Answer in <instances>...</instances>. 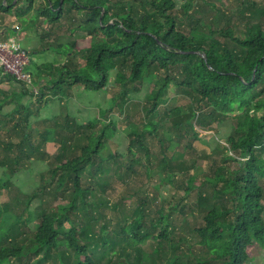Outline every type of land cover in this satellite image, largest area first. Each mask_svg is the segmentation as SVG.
Returning <instances> with one entry per match:
<instances>
[{
    "label": "trees",
    "instance_id": "trees-1",
    "mask_svg": "<svg viewBox=\"0 0 264 264\" xmlns=\"http://www.w3.org/2000/svg\"><path fill=\"white\" fill-rule=\"evenodd\" d=\"M35 1L0 0V14L13 15L20 30L39 36L40 43L60 28L65 13L82 15L77 29L83 38L52 49L63 58H69L71 51L82 53L84 64L58 67L57 76L52 64L44 66L51 70L48 75H32L36 92L18 82L21 90L1 100L0 109L8 98L15 104L12 111L19 120L14 135L19 140L7 144V151L18 152L14 158L0 159V192L12 189L13 177L40 152L33 143L32 98H45V89L70 97L66 90L75 85L92 93L104 91L111 71H116L114 84L119 91L85 130L67 114L55 118L54 125L41 134L44 144L58 143L60 151L54 160L46 151L38 153L49 168L32 193L17 187L22 195L14 196V202L0 200V264L251 263L253 247L264 248V20L253 21L255 12L264 17V0L262 6L255 0L240 2L239 21L224 13L215 0H188L180 10L175 0H40L34 8ZM197 12L202 15L199 19L194 17ZM40 19L49 26L43 34L36 28ZM146 82L152 85L145 96L150 107L143 110L140 130L133 123L124 130L130 162H118L122 156L107 146L116 123L106 115L115 105H123L118 103H126L124 98L133 91L129 85ZM170 89L190 101L174 107L169 119L174 127L187 128L195 139L197 125L207 131L213 124L231 123L222 164L200 180L199 163L208 158L206 154L190 163L177 144L162 147L172 152L170 156L160 153L164 167L158 168L165 175L158 173L153 184L158 196L155 207L148 208L147 196L121 214L119 205L111 204L114 218L123 217L114 222L101 211V185L112 167L124 184L137 174L132 149L148 156L142 139L146 133L157 136L154 116ZM158 142L163 146L164 139ZM89 167L94 185L84 180ZM177 174L186 177L177 186L184 197L175 199L177 192L170 191L162 196V187L174 185ZM205 184L213 191L210 196L199 194L198 210L203 215L193 223L196 214L181 201ZM35 201L40 204L33 209ZM174 216L186 222L187 233L175 232Z\"/></svg>",
    "mask_w": 264,
    "mask_h": 264
},
{
    "label": "rangeland",
    "instance_id": "rangeland-1",
    "mask_svg": "<svg viewBox=\"0 0 264 264\" xmlns=\"http://www.w3.org/2000/svg\"><path fill=\"white\" fill-rule=\"evenodd\" d=\"M121 1H135V0H121ZM137 1V0H136ZM140 1V0H138ZM177 3L178 10L188 1V0H175ZM244 0H215L217 6L222 9L224 13L230 14L233 16L234 21L242 20L241 12L243 9L239 6L240 2ZM41 1L36 0L34 4V8L40 5ZM255 3L259 6L263 5V0H255ZM25 4V3H24ZM23 5V4H22ZM21 4L19 6H22ZM261 8V7H259ZM232 13V14H231ZM30 14H27V19L30 17ZM256 17L253 19L254 22H259L264 20V17L255 12ZM261 15V16H260ZM182 22H185V19L179 15ZM196 19L202 17L199 12L194 14ZM263 17V18H262ZM83 18L82 15H77L75 11L70 12L68 15H65L60 20V28L56 31L52 32L48 37L44 39L43 42L40 43V37L36 36L35 39L25 38V40L21 39L20 32H12L6 30L4 27L5 24H13L12 26L18 27L17 23H19L13 15H1L0 14V33L3 34L4 37L13 38L16 40H22L23 46L28 51V55L35 61L36 56H34V50L32 47H36V50L42 51V59H39V65L37 68L40 72L46 76L51 70L44 68V66H48L52 64L54 70L53 73L57 76L56 69L63 65H68L69 69H72L77 66H82L84 64V54H77L75 51H71L68 55L69 58H63L60 55H57L53 49L56 50L57 44L61 43H69L74 40H81L84 36V33L77 29L79 25L80 19ZM8 25V26H9ZM36 28L39 33L43 34V30L49 29L48 25H45V21L40 19L36 22ZM19 29V28H18ZM72 29V31H70ZM4 32H2V31ZM35 36L32 32H26L24 36ZM39 44L37 45V43ZM50 47V48H49ZM24 48V49H25ZM53 48V49H52ZM46 52V53H43ZM35 63V62H34ZM116 71H111L110 80L108 86L104 91L92 93L91 91H84L81 88L72 86L71 88H67L66 92L69 93L70 97L59 96L57 94L53 95L52 91L49 89H45V98L35 101L32 98L30 108L33 112L31 117L32 131H33V143L35 146H40V152H36L32 157V162H26L22 166L21 171L13 177L15 182V186L12 187L9 191H1L0 192V200L10 202L15 201V197L17 198L22 195L21 191L17 188L19 187L22 191L27 193H32L36 187L42 181V175L46 174V171L49 168V164L45 161H41L39 158L41 152H48L52 159L56 157L60 151V146L55 142H47L44 144L42 140L41 134L44 133L45 129L49 125H54L56 121L55 118L63 117L65 115H69L76 121L77 124L84 125L82 130L87 128V124L98 116V112L100 109L107 110L109 107V102L113 95L117 94L119 91L118 85L114 84ZM127 75V73H126ZM34 78V76H33ZM47 79V78H45ZM151 86L149 83L145 84H134L129 85L128 90H133L129 92V97L126 99V103H118L123 104L121 107L119 105H115L114 108L108 112L106 116L111 117L115 120V135L112 139L107 142L108 149L115 154H120L122 158L116 159L118 162H130V155L128 152V138L125 136V129L129 123H133L137 126V130L142 128V122L144 118V109L150 107V103L145 101V96L151 91ZM32 90L34 92L37 91V87L33 85ZM6 89V88H5ZM5 93H1L0 90V102L4 98ZM28 97H25L24 101H26ZM165 99L166 103L162 104L158 109L157 115H155V124L157 127V136L154 134L146 133L142 139V143L147 147V154H144L143 150H135L133 147V151L135 152L134 162L136 165L134 166V170H136V175H133L127 181V184L121 182V176L117 173L113 167L108 173V176L101 185L100 195V203H101V211H103L106 215L110 217V220H121V218L115 219V214L110 210L111 204L119 205V213L128 211V207L130 209L136 208L138 202L141 201L144 196L148 197V208L155 207L158 196L156 195V191L154 190L153 184L158 182V173H162L164 176L165 173L160 170L159 165L163 166V163L160 162V153H162L164 148H167L169 144H177L178 149L181 152H184L185 158L192 161L195 159H199V157H203L204 154L208 156L207 159L202 160L200 162V172L202 174L198 175L200 180H204V174L210 175L212 171L219 165L222 164L221 159L225 155V149L228 146L226 143L227 138L230 136L231 127L230 122H224L220 124H213L208 128L207 131H203L196 123V120L193 121L196 126V131L199 133L198 139L194 138V134L189 133L188 129L185 127H174L173 123L169 119V112L176 106L186 105L189 103V99H182V96L176 91L169 90ZM15 107V104L10 102L8 98L4 103V107L0 109V159L4 158L5 155H11L14 158V155L18 152L14 149L11 152L7 151V144L10 142H17L19 137L14 135V125L19 120V115L17 112L12 111ZM12 111V112H11ZM100 126L97 125L96 128ZM14 135V136H13ZM12 136V137H11ZM158 138L164 139L163 146L159 144ZM162 147H164L162 149ZM166 153V156H170L172 150L163 151ZM200 158V159H201ZM51 159V161H52ZM22 161H29L28 159H23ZM107 168V165H106ZM115 168V167H114ZM149 170H148V169ZM93 168L89 167L85 172L84 180L85 183L90 181L95 184L93 180L92 171ZM192 172V171H191ZM193 173V172H192ZM1 174V170H0ZM186 177L183 175L177 174L174 179V185H166L163 188L162 196H165L170 193L174 195L177 192V186L185 181ZM261 185L264 188V181L261 182ZM213 189L209 184H205L200 187L198 190L192 192L187 195L182 204H187L193 212L196 214L197 222H193L191 219V224L198 223L201 220L203 214H200L198 200L200 198L199 194H203L206 196H210ZM19 195V196H18ZM155 197L154 200L151 198ZM180 197H184L183 191L177 192L175 195V199ZM173 201V200H172ZM264 203V199L262 200ZM39 201H35L31 204L33 209H36L39 205ZM126 208V209H125ZM125 209V210H123ZM123 210V211H122ZM264 216V212H263ZM173 225L176 226V233H187V224L182 219L181 216H174ZM98 223L101 225L102 220H98ZM97 222L95 223L98 224ZM189 232V230H188ZM254 260L249 264H264V248H259L257 245L253 247L251 252Z\"/></svg>",
    "mask_w": 264,
    "mask_h": 264
},
{
    "label": "built area",
    "instance_id": "built-area-1",
    "mask_svg": "<svg viewBox=\"0 0 264 264\" xmlns=\"http://www.w3.org/2000/svg\"><path fill=\"white\" fill-rule=\"evenodd\" d=\"M28 52L13 38L4 37L0 33V71L16 82L24 83L32 90L33 76L27 70ZM33 91V90H32Z\"/></svg>",
    "mask_w": 264,
    "mask_h": 264
},
{
    "label": "crops",
    "instance_id": "crops-1",
    "mask_svg": "<svg viewBox=\"0 0 264 264\" xmlns=\"http://www.w3.org/2000/svg\"><path fill=\"white\" fill-rule=\"evenodd\" d=\"M8 25L9 24H5L3 28H5L8 31H12V32H14L13 30H15V31L17 30L16 32H20V34H21L20 37H21L22 40L23 39L25 40V38H31V39H35L36 38V35L35 36H31V37H29L28 35L24 36V35H26V31L20 30L21 29V24L20 23H17L18 27L12 26L13 24H11L9 26ZM22 40L20 41L19 39L16 38V41L19 42L21 47L25 48L23 46V44H22ZM38 44H39V42L37 43V45ZM36 49H37V46L36 47H32V50H34V56H36V58H35L36 60L33 61L32 58L29 57V65L27 66V70L34 76H36V74H38L40 72V70L37 68V66L39 65V62H38V61H40L39 59H42V55H43V54H41V52L39 50H36ZM25 50H26V48H25ZM43 53H46V52H43ZM0 90H1L2 94L5 93V95L6 94L10 95V94H12L14 92H19L21 89H20V84L18 82L14 81V80H8V78H6V75L2 74V72L0 71ZM262 158L264 160V150H263V153H262Z\"/></svg>",
    "mask_w": 264,
    "mask_h": 264
},
{
    "label": "water",
    "instance_id": "water-1",
    "mask_svg": "<svg viewBox=\"0 0 264 264\" xmlns=\"http://www.w3.org/2000/svg\"><path fill=\"white\" fill-rule=\"evenodd\" d=\"M13 31H15V30H13Z\"/></svg>",
    "mask_w": 264,
    "mask_h": 264
}]
</instances>
